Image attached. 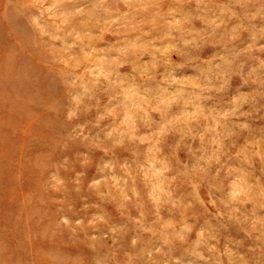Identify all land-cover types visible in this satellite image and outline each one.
I'll return each mask as SVG.
<instances>
[{
  "label": "rangeland",
  "instance_id": "1",
  "mask_svg": "<svg viewBox=\"0 0 264 264\" xmlns=\"http://www.w3.org/2000/svg\"><path fill=\"white\" fill-rule=\"evenodd\" d=\"M0 264H264V0H0Z\"/></svg>",
  "mask_w": 264,
  "mask_h": 264
}]
</instances>
